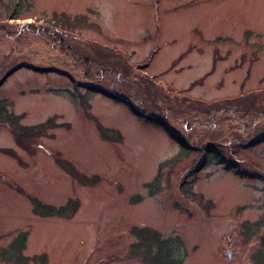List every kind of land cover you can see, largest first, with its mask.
Segmentation results:
<instances>
[{
  "label": "rangeland",
  "instance_id": "rangeland-1",
  "mask_svg": "<svg viewBox=\"0 0 264 264\" xmlns=\"http://www.w3.org/2000/svg\"><path fill=\"white\" fill-rule=\"evenodd\" d=\"M0 104V264H262L264 0H0Z\"/></svg>",
  "mask_w": 264,
  "mask_h": 264
},
{
  "label": "trees",
  "instance_id": "trees-1",
  "mask_svg": "<svg viewBox=\"0 0 264 264\" xmlns=\"http://www.w3.org/2000/svg\"><path fill=\"white\" fill-rule=\"evenodd\" d=\"M16 7L14 6L13 12H15ZM13 17L14 13H11ZM64 18V17H63ZM55 22L58 21V18H54ZM63 23V21L61 20ZM78 21H71V24H76ZM63 24H66L63 23ZM17 116L14 115L12 112L8 111L6 105L0 104V121L9 122L12 124H15ZM40 125H35V128H37ZM19 127V126H16ZM20 128V127H19ZM31 130L26 127H22V130ZM16 132V131H15ZM173 136V135H172ZM174 137V136H173ZM181 150L186 153L187 148L182 145ZM35 209L36 211L41 215H64V214H71L75 211L77 207L76 202H69L66 205L55 207L53 205L48 204H41L40 202H35ZM138 228V229H137ZM136 233L135 235L138 236V241L134 243L133 252H137L138 249H143V251L146 253V259L148 260V264H183L182 263V257L178 254H175L173 251V248L170 244H167V241L163 239L159 233L149 227H136L133 231ZM24 243V235L21 234L15 240L13 241L12 245H9V248L12 247V250H16L15 253L11 252L9 253L7 250L0 251V257L3 256H9V254H13L15 261L20 259H26V257H23L19 251V248L23 246ZM41 259L45 258L44 256H40ZM19 262V261H18ZM262 264H264V260L261 261Z\"/></svg>",
  "mask_w": 264,
  "mask_h": 264
},
{
  "label": "water",
  "instance_id": "water-1",
  "mask_svg": "<svg viewBox=\"0 0 264 264\" xmlns=\"http://www.w3.org/2000/svg\"><path fill=\"white\" fill-rule=\"evenodd\" d=\"M117 97V96H116ZM120 100H122V101H126V99L125 98H120Z\"/></svg>",
  "mask_w": 264,
  "mask_h": 264
}]
</instances>
